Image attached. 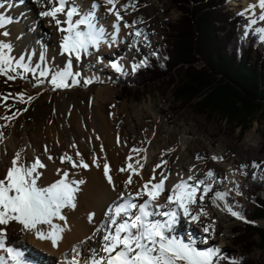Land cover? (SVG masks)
<instances>
[{"label":"bare ground","instance_id":"6f19581e","mask_svg":"<svg viewBox=\"0 0 264 264\" xmlns=\"http://www.w3.org/2000/svg\"><path fill=\"white\" fill-rule=\"evenodd\" d=\"M164 1L119 0L116 8L121 9L120 15L123 19L119 21L120 31L117 42L110 47L111 37L114 34L113 25L117 22L115 15L108 10L111 6L107 5L105 0H68L67 7L76 8L80 15L94 13L97 27H102L106 32L105 40L108 43H102L99 50L92 48L88 62L81 60L77 62L73 57L74 73H79L88 81L102 83L95 93L96 104L111 102L116 97L111 84L115 85L114 76L121 73L111 67L112 62L119 61L128 74L132 71L133 63L146 57L151 46L158 45L160 30L157 23L162 17L160 9ZM252 2L256 4L257 0ZM42 3L43 0L40 2L0 0V4L3 5L0 7V14L11 20V23L0 29V33H8L7 36L0 35V41L11 44L12 49L8 53L10 56L16 59L23 57V62L33 69L25 71L20 67L37 80V86L31 84L32 87L36 86L37 90L46 86L44 80L50 83L51 78V72L47 77L40 76V69L47 67L52 71L62 70L68 59L66 54H61L62 33L50 17L40 15ZM94 4L97 7L93 8ZM133 4L134 9L131 6L126 11L122 8L123 5ZM249 5L248 3V7ZM259 11L255 9L251 15L255 17ZM64 18L60 16L62 21ZM78 18L79 16H74L73 20ZM125 22L132 26L125 27ZM62 26L66 27V25ZM84 27L81 26L82 29ZM138 30L142 32L140 37L135 36ZM41 55L44 60H41ZM37 65L40 68H37ZM13 66L15 67V63ZM50 87H53L51 83ZM172 106V102L162 103V101L144 103L141 106L123 104L121 109L112 113L108 123L103 112L81 113L76 110L73 112L68 107L66 119H58L56 125L53 121L51 128L45 129L44 135L24 132L18 136L12 131L2 136L0 176L11 166L12 159L19 152L21 163L31 164L36 157H39L46 165L45 168L40 169L41 182L44 185L59 178L57 169L69 171L71 179L84 181L79 185L80 191L76 194V208L63 210L67 223L58 247H53L47 240L37 239L31 232L22 231L21 225L15 222L7 226L6 246L22 250L30 264H66L65 254L67 259H71L73 247L85 241L81 245L80 259L87 258L90 255V248H100L102 233L92 240L87 238L93 235L104 220L107 207L125 191L123 182L129 173L121 172L120 168H126L128 163L137 167V160L143 165L140 176L134 175L133 183L128 187V191L135 193L140 185L152 176L155 165H162L161 168L156 169L159 179L160 172L165 173V170L171 168L167 161L172 160L176 171H179L172 170L165 183L167 189H171L181 177L187 179L188 175H194L203 178L208 170L215 173V180L209 181L212 190L205 196L202 204L208 215L202 216L199 222H190L181 216L175 229L176 234L185 240L189 237L195 239L198 248L219 247L223 253L230 254V242L227 238L231 232V219L235 216L231 215L225 205L231 206L233 211L237 212L241 203L249 201L251 192L249 184L254 170L252 164L256 163L257 158L264 160V155H259L261 139L253 130L246 136L241 146H234L233 138L213 140L209 137L213 131L210 124L195 116L174 114L171 111ZM6 115L7 108L0 103V118ZM45 124L44 121L42 125ZM46 137L50 144L45 140ZM46 147L47 152H45ZM133 149L144 151L134 152ZM161 149L167 152L163 156L158 152ZM77 152L89 164L88 168H72L68 162L61 163L60 157L65 153L74 160H79L80 157L76 156ZM129 155H131L130 161ZM49 156L52 157L51 160L48 159ZM198 156L202 159H197ZM213 156L223 159L213 160ZM94 157L100 167L93 163ZM104 163L110 166L109 174L112 176L115 190L104 175ZM242 165L248 167H241ZM262 187L264 189V184ZM216 192L226 193L225 199L213 203ZM167 195L168 192H165L159 203H164ZM196 210H198L197 206H193V211ZM92 213L95 215L92 222H89V214ZM54 223L64 225L63 221L57 220ZM209 224L213 225L214 231L210 229L209 233H205L203 228ZM0 255L5 253L0 250Z\"/></svg>","mask_w":264,"mask_h":264},{"label":"snow or ice","instance_id":"6c2138e0","mask_svg":"<svg viewBox=\"0 0 264 264\" xmlns=\"http://www.w3.org/2000/svg\"><path fill=\"white\" fill-rule=\"evenodd\" d=\"M118 2L119 0H105V3L111 6L108 9L109 12L115 15L117 21L113 25L114 34L111 37L110 47L117 42V35L120 31L119 21L123 19L120 15L121 9L116 8ZM67 4L68 0H43L41 5L40 15L50 17L62 33L61 54H66L68 57L62 70L52 71L45 67L39 71L42 77H47L51 72L50 83L54 88L69 87V78H72L73 84L79 83L75 79L79 73L73 72V57L78 62L82 55H91L90 48L99 50L102 43H108L105 40V30L102 27L98 28L95 23L94 13L80 15L76 8H68ZM129 6L133 9L135 7L133 4L123 5L122 8L126 11ZM0 7L3 5L0 4ZM95 7L97 5L94 4L93 8ZM257 7L261 10L258 19L264 21V0H257L256 4L249 5L240 15L254 12ZM60 16L65 17L63 21ZM74 16H79V18L73 20ZM8 23H11V20L0 14V29ZM256 23L255 18L249 19V28ZM81 26H85L84 29ZM124 26L131 27L132 25L125 22ZM255 32L259 34L260 40L264 41V28H256ZM0 35L7 36L8 33L3 32ZM141 35V31L135 32L136 37ZM145 39H147L146 35ZM11 49V44L0 41V75H6L9 80L16 78L9 75V72L15 71V68L23 67L25 71L33 70L23 62V57L16 59L10 56L8 53ZM41 60H44L43 55H41ZM13 63H15V68H13ZM144 66H147L146 59L140 63H133L131 70L135 73ZM36 67L40 68L39 65ZM111 67L121 74H127L119 61L112 62ZM84 83L88 84L91 81L86 80ZM20 99L23 101V94ZM4 118L7 119V117ZM133 151L144 150L133 149ZM45 152H47V147ZM76 156L80 159L74 160L72 156L65 153L60 157V161L61 163L68 162L72 168L86 169L89 167L79 152ZM48 159L51 160L52 157L49 156ZM128 159L131 160V155ZM197 159H202V157L198 156ZM212 159L222 160L223 157L213 156ZM20 160L21 154L17 152L11 161V166L0 176V250L5 253V255H0V264H30L22 250L6 246L7 226L13 222L21 225L22 231L31 232L37 239L47 240L53 247H58L63 239L67 223L63 210L76 208V194L80 191L79 185L84 183L83 180L71 179L69 171L57 169L59 178L44 185L41 182L40 169L45 168L46 165L41 159L36 157L31 164L21 163ZM93 163L100 167L95 157ZM166 163L165 161L164 164ZM136 165L137 167H134L132 163H128L126 168H120L121 172L129 173L123 182L125 191L121 192L118 199L107 207L104 220L93 235L87 238L92 240L102 233L100 248H90V255L81 260V245L85 243L81 241L79 245L73 247L71 259H67V254H65L66 264H221V261L229 259L219 247L198 248L195 239L189 237L185 240L175 232L181 216L190 222H199L202 216L208 215L202 204L205 196L212 190L209 181L215 180V173L208 170L203 178H197L194 175H188L187 179L181 177L171 189H167L165 183L168 176L160 172L159 179H157L156 169L162 167L161 164H157L153 168L152 176L133 193L128 191V187L133 183V176H140V169L143 168L138 160ZM241 167H248V165ZM252 167L259 168L261 165L254 162ZM103 169L109 185H112L115 190L112 176L109 174L110 166L104 163ZM141 180H143L142 176ZM165 192H168L165 202L159 203ZM225 196L226 193L216 192L213 203L216 200H224ZM193 206H197L198 210L193 211ZM225 207L231 215L243 219L241 213L233 211L231 206L226 204ZM94 215V213L89 214V222H92ZM57 220L63 221L64 225L54 223ZM210 229H213L212 224L205 226L203 231L209 233ZM230 264H239V261L232 259Z\"/></svg>","mask_w":264,"mask_h":264},{"label":"rangeland","instance_id":"374dc122","mask_svg":"<svg viewBox=\"0 0 264 264\" xmlns=\"http://www.w3.org/2000/svg\"><path fill=\"white\" fill-rule=\"evenodd\" d=\"M250 5L253 4L252 0H248ZM247 0H227L226 10L235 15H240L248 8ZM257 11L259 9L256 8ZM160 12L162 14L161 20L158 21L157 27L159 31V42L157 46H151L146 57H143L136 63H140L145 59L147 62L155 55L160 58V56L165 57V49L168 44V38L170 37L171 28L173 24L179 19L180 12L177 11L171 4L170 0H165L161 5ZM261 14V10L255 17L251 15V12L245 13L243 15L248 22L249 19L255 18L257 23L246 27V32L252 35H257L258 42L261 41L259 34L255 32L256 28H262L264 26V21L258 19ZM155 27V26H154ZM92 48L89 49L91 51ZM251 59V58H250ZM81 61L88 62L89 55H82ZM13 68H15L13 66ZM133 72L129 71L128 74H118L114 76L115 85L111 84L115 93V98L113 101L105 104H96L94 101L96 90L102 86V83L91 81V83L85 84L84 81L87 79L82 75H78L76 80L79 83L73 84L72 78L69 79V87L67 88H54L50 87V83L44 80L46 86L41 89H36L37 80L31 75L27 74L21 68H15V71L9 72V75H13L16 78L9 80L6 75H0V103L4 104L7 108V119L4 117L0 118V135H8L12 131L19 136V134L28 132L33 135H44L46 128H51L52 122L57 124V120L66 119V109L69 107L71 111H79L81 113H98L103 112L106 117L107 123L110 120L112 113L116 110L121 109L123 104L132 105H143L149 102L162 103L172 102L171 107L172 113L176 114H186L187 116H195L206 121L212 126V131L209 135L213 140L218 138H228L234 139V146H241L242 142L245 140L246 136L253 130L261 139V146L259 148V155H264V114L262 112H245L242 109H237L233 113H224L219 111H214L209 114H199L191 106L181 103L176 100L171 95V91L166 87V81L162 79H153L152 82H148L144 87H136V85H130L131 91L128 94L127 90L121 89L126 81L133 78ZM177 72H171L169 76L176 77ZM123 76H127L123 78ZM36 86L32 87L31 84ZM24 85H27L25 87ZM23 94V101H21L20 96ZM31 97V100H29ZM238 106V105H237ZM239 107V106H238ZM237 107V108H238ZM187 112V113H186ZM92 116V115H91ZM45 125H42L43 122ZM45 140L50 144L49 139L46 137ZM237 144V145H236ZM242 149V147H241ZM157 151V148L156 150ZM160 154L163 156L167 153L161 149ZM160 159L161 157L158 156ZM169 162L170 169L168 170L165 166V174L170 176L172 170H175V164L172 160ZM174 162V161H173ZM256 164H260L261 167L254 168L253 174L251 175L250 182V195L249 201L243 202L238 206L237 212L241 213L243 219H238L232 217L230 234L227 241L230 242V254H225L229 259L221 261V264H230V260L241 259L245 256L244 247H247L249 251L247 252V258L252 259L258 264H264V249L260 247V240L257 234L251 236L247 235L244 237L245 243H237L236 237L238 232H241L244 224L253 223L251 225L255 228L264 230V219L251 220V214L254 211L253 201H255V194L259 193V199L264 202V160L257 158ZM179 171V170H177ZM176 171V172H177ZM261 223V224H257ZM240 229V231H239ZM242 233V232H241Z\"/></svg>","mask_w":264,"mask_h":264},{"label":"trees","instance_id":"16d2710c","mask_svg":"<svg viewBox=\"0 0 264 264\" xmlns=\"http://www.w3.org/2000/svg\"><path fill=\"white\" fill-rule=\"evenodd\" d=\"M170 2L180 16L171 28L165 57H152L121 89L129 94L130 85L142 88L159 78L167 80L174 99L201 115L240 108L264 114V43L252 31L245 35L247 20L228 12L226 0ZM171 72H177L176 77L169 76ZM254 203L250 219H264V202L256 198ZM241 232L237 243L257 234L264 249V230L244 224ZM244 250L247 256L249 249ZM245 256L239 264H258Z\"/></svg>","mask_w":264,"mask_h":264}]
</instances>
